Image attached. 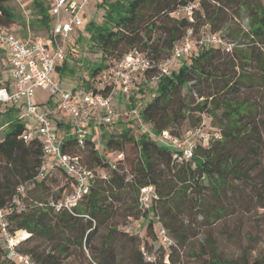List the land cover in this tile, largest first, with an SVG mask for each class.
<instances>
[{
	"label": "trees",
	"instance_id": "obj_1",
	"mask_svg": "<svg viewBox=\"0 0 264 264\" xmlns=\"http://www.w3.org/2000/svg\"><path fill=\"white\" fill-rule=\"evenodd\" d=\"M7 2L0 0V27L11 31L16 18ZM195 2L199 7L193 11L192 22L169 16ZM35 7L37 24L50 37V7L40 2ZM97 7L104 12L102 22L85 21L83 27L91 48L100 52L101 62L88 67L80 88L71 86L69 90L96 93V78L108 65L103 60H116L137 50L154 62V68L141 81L150 86L149 81L154 80V89L149 90L153 97H137L140 106L130 101L129 110L137 111L155 134L168 131L173 136L181 135L186 121L195 128L202 116H207L221 138L207 147L199 145L188 162L180 163L173 151L146 133L137 130L136 137L135 120L131 117L113 123L91 120L82 127L84 135L79 138L71 120L54 111L56 104L50 103L45 110L62 153L78 157L96 176L89 184V193L71 213L55 212L48 203L70 194L74 179L54 158L48 160L43 178H37L44 159L42 138L36 134L24 142L22 105L0 103V130L6 131L0 139V209L7 212L11 236L17 231L26 232L23 238L29 234L16 244L17 252L36 264H66L77 253L84 264H184L176 248L190 238L191 226L182 219L184 214L195 212L201 218L200 226L206 228L245 205L241 208L245 214L253 207L262 209L257 219L264 224V0H101ZM241 12L249 22V33L243 36L250 39L248 43H237L241 47L231 53L216 47L194 50L169 75L159 76L157 65L169 57L187 29L197 33L206 27L205 31L223 35ZM26 36L24 31L19 37L23 41ZM71 54L72 45L68 44L64 61L56 67L61 84L65 73H73L66 63ZM9 76L10 72L0 87L9 89ZM120 153L123 157L116 163L107 158ZM112 165L116 169L112 170ZM103 174H107L106 179L101 178ZM57 176L64 181L59 189ZM145 186L153 187L156 198L148 209L142 210L138 194ZM20 187H24V198L18 193ZM14 199L24 207H19ZM156 213L175 241V246L169 247L167 263L163 261L164 253L160 260L145 261L143 255L151 254L149 239L138 240L112 224L118 216H142L147 218L151 232L155 222L151 219ZM262 229L264 234V225ZM242 236L245 243L238 241L237 257H224L216 239L210 236L208 249L199 256H205L204 264H264V247L253 255L255 235L244 231ZM124 243L130 248L128 253L121 251ZM189 255L196 256L193 252ZM0 264H16L1 244Z\"/></svg>",
	"mask_w": 264,
	"mask_h": 264
},
{
	"label": "built area",
	"instance_id": "obj_2",
	"mask_svg": "<svg viewBox=\"0 0 264 264\" xmlns=\"http://www.w3.org/2000/svg\"><path fill=\"white\" fill-rule=\"evenodd\" d=\"M93 0H50V15L54 19L50 37L29 38L21 40L10 30L0 27V47L7 55L10 69L9 89L0 87V103L21 104L23 107L22 119L25 120L26 129L21 135L24 142L30 141L38 134L43 141L44 159L37 176L42 179L47 169L48 160L54 158L60 167L74 179V187L70 194L57 202H49L55 212L72 209L89 193V184L95 172L86 168L76 156L63 154L60 141L46 110L33 102L36 89L46 90L50 98L56 97L54 111L65 115L71 120L79 138L84 131L82 127L91 120H102L113 123L118 119L131 117L135 120L138 131L146 133L150 138L174 152V158L180 163L188 162L196 148L200 145L207 147L211 141L221 138L218 128L211 126L209 118L202 116L199 126L188 130L180 136H173L168 131L155 134L149 125L143 123L137 111L127 110L117 113L112 109L111 101L116 93H127L128 89L139 84L145 73L154 68V62L145 53L131 50L124 56L112 60L96 78V93L72 92L65 88L52 74L57 65L64 61L70 34L83 24V14L86 7ZM199 7L197 2L190 3L170 13V17H184L193 21V11ZM203 28L198 34L189 28L181 40L173 47L168 58L157 65L159 76L169 75L176 63L190 56L194 50L208 47L219 48L224 53H231L239 47L233 41L215 32L205 31ZM106 90V92H99ZM117 90H119L117 92ZM49 109V108H48ZM96 115V117H95ZM122 154H117V159H122ZM112 170L115 165L110 166ZM107 174L101 176L106 179ZM21 198L25 197L24 187L18 189ZM156 195L151 186L140 189L138 203L142 210L148 209ZM21 208V202L14 199ZM6 211L0 209V235L6 247L7 257L16 264H36L27 255L17 252L13 236L8 232ZM163 234V231H162ZM166 240V238H164ZM149 261L150 258H148Z\"/></svg>",
	"mask_w": 264,
	"mask_h": 264
},
{
	"label": "rangeland",
	"instance_id": "obj_3",
	"mask_svg": "<svg viewBox=\"0 0 264 264\" xmlns=\"http://www.w3.org/2000/svg\"><path fill=\"white\" fill-rule=\"evenodd\" d=\"M101 0H93L91 3L86 7L83 14V24L79 28L75 29L68 38V44L72 45L73 54H71L68 59L66 60V63L69 67V69L72 71L65 73L62 84L65 88L70 89L71 86H76L80 88L82 78H84L88 72V67L92 65L93 63L99 64L100 61V52L96 48H91V43L89 41V35L84 30V22L85 21H94L95 23H101L103 19L104 12L102 10H99L97 7V4ZM40 2L45 7H50V0H8L7 6L11 9L12 13L15 15L16 21L13 24V28L11 32L17 36L19 39L23 32L26 31L27 38H35V37H42L43 39L48 38V33L45 31V28H41L37 24V19L39 16L37 15V9L35 7V3ZM54 23V19L49 13V23L48 27L51 28ZM205 28L204 30H206ZM48 30V29H47ZM203 28L198 30L197 34L202 31ZM249 33V22L246 18V14L241 12L240 17L234 18L231 20V24L229 25L228 32L225 30V32H222L223 35L229 37L231 41H235L234 43H248L250 39L248 37H243L244 34ZM37 35V36H35ZM81 37V38H80ZM26 38V39H27ZM80 38V40H79ZM78 41L77 44H75V41ZM67 44V45H68ZM74 46V47H73ZM239 46L238 48H240ZM243 48V46H242ZM110 60L113 59H105L106 64L110 62ZM182 59L179 60L176 63L175 69L181 64ZM61 64V63H60ZM60 64L57 65L60 66ZM9 64L7 61V55L5 54L4 50L0 47V84L4 83L5 78L8 77L9 74ZM52 76L55 79H58V71L57 68L54 70ZM142 80L140 79L139 84L136 86L135 90L128 89L127 93L120 94L116 93L111 101V106L114 111L117 113H123L124 111L129 110L130 101L134 102V105L140 106L138 103L139 100L137 97H144V95L148 94L146 99L150 100L153 96L149 94L150 87L151 89H154L153 86H151L154 82V80L149 81V85H144ZM143 91V92H140ZM82 90H80L81 92ZM119 90H117L118 92ZM186 91H184L185 93ZM145 99V100H146ZM146 100V101H147ZM48 106H47V102ZM57 98L51 97L49 93L46 90L42 89H36L34 91V97L33 102L39 107H43L44 109L49 108V104L56 103ZM96 117V115H95ZM93 124V123H92ZM138 127L135 124L133 134L137 137L138 136ZM193 128L190 126V123L186 121L183 124V127L181 129V135L185 133L188 130H192ZM6 131L0 130V139H2L5 135ZM99 149L102 151V147H99ZM108 159L113 161L117 157L115 155L107 156ZM124 168V165H123ZM58 184V189L63 185V179L58 177L56 178ZM57 188H54L53 191H56ZM245 205L238 206L236 209V213L232 216H228L225 219L216 222L213 225H210L206 228H203L200 226L199 221L201 220L200 217H197L195 215V212L186 213L182 216V219L184 221H188L185 224L187 226H191L188 228L190 238L188 241L184 244L182 247H176L177 251H179L180 254L183 256V262L184 264H204V255L199 256V254H203L208 248H207V237L210 236L213 239H216L218 246L220 247V251L224 255V257H237L239 255V243L238 241L242 240L240 243H245V238L242 236V232L247 231L251 232L252 235H255V251L253 255H257L259 252L262 251L264 247V234L262 233V226L264 224L261 223L260 218L257 219V217L261 216L263 213V210L260 208H255L250 206L252 209L249 213H243L241 208H245ZM158 210V209H157ZM264 215V214H263ZM150 216V215H148ZM154 222L153 231H148V222L147 218H143L142 216H139V218L134 217H123L118 216L116 219L113 220L112 224H116L118 231H123L124 233H127L129 236H134L138 240L144 241L145 239H149L150 241V247H151V254L149 255H143L145 261H149L148 258H150L151 261H157L161 259V256L164 253L163 261L164 263L168 262L167 254L169 252L170 246H175L174 239L170 236V233L162 226V223H160L158 219V215L156 213L155 216H152V219ZM159 221V222H158ZM179 223V221H177ZM199 224V225H198ZM181 229V228H178ZM191 229V230H190ZM163 231V234H162ZM104 229H102V233H104ZM149 232V236H148ZM177 232V231H176ZM25 231H17L14 233L13 241L14 243H19L26 239L29 234H26V237L23 238ZM178 233V232H177ZM155 236V238H154ZM157 237V238H156ZM166 238V240H164ZM0 244L2 246H5L2 242L1 235H0ZM122 253H128L130 251L129 246H127L126 243H124V247L122 248ZM145 251V250H144ZM190 252H193V255L196 254V256H190ZM85 254L88 255L87 251H85ZM66 264H84L82 257L80 254L72 255L70 260L66 262Z\"/></svg>",
	"mask_w": 264,
	"mask_h": 264
},
{
	"label": "crops",
	"instance_id": "obj_4",
	"mask_svg": "<svg viewBox=\"0 0 264 264\" xmlns=\"http://www.w3.org/2000/svg\"><path fill=\"white\" fill-rule=\"evenodd\" d=\"M27 39H29V38H27ZM27 39H25V40H27Z\"/></svg>",
	"mask_w": 264,
	"mask_h": 264
}]
</instances>
